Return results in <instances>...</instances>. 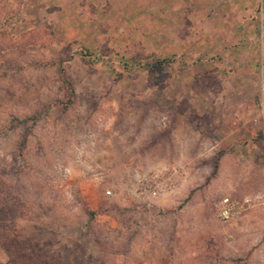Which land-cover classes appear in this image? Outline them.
I'll return each instance as SVG.
<instances>
[{
	"label": "rangeland",
	"instance_id": "obj_1",
	"mask_svg": "<svg viewBox=\"0 0 264 264\" xmlns=\"http://www.w3.org/2000/svg\"><path fill=\"white\" fill-rule=\"evenodd\" d=\"M205 1L0 0V264L264 259V0Z\"/></svg>",
	"mask_w": 264,
	"mask_h": 264
},
{
	"label": "built area",
	"instance_id": "obj_2",
	"mask_svg": "<svg viewBox=\"0 0 264 264\" xmlns=\"http://www.w3.org/2000/svg\"><path fill=\"white\" fill-rule=\"evenodd\" d=\"M106 194H110L107 192ZM155 195V193H152ZM251 208V200L248 198L240 199L234 197H225L216 204V213L222 223H231L240 217L245 211ZM260 264H264V259Z\"/></svg>",
	"mask_w": 264,
	"mask_h": 264
},
{
	"label": "crops",
	"instance_id": "obj_3",
	"mask_svg": "<svg viewBox=\"0 0 264 264\" xmlns=\"http://www.w3.org/2000/svg\"><path fill=\"white\" fill-rule=\"evenodd\" d=\"M204 1H205V0H204ZM205 2H206V1H205ZM211 9H213V7H212V8L209 7V10H208L207 14H205V15L203 16L204 18H208L207 21H206V22L208 23L207 25L210 24L209 21L213 20V17L215 16L214 13H211V12H210ZM152 12H153V11H149L150 16L153 14ZM213 12H214V11H213ZM155 19H156V18H155ZM207 25H206V26H207ZM207 42H208V43H213V39H212V38H211V39H208ZM200 43H201V41H200ZM161 44L163 45V49H162V51H164V38L161 39ZM226 197H228V196H226ZM223 198H225V197H223ZM223 198H222V199H223ZM245 198L250 199L249 197H244V198H241V199H245ZM220 200H221V199H220ZM220 200H219V201H220ZM250 200H251V199H250ZM219 201H218V202H219ZM216 204H217V203H216ZM216 204H215V207H214V208H215L214 212H215L216 217H217V213H216ZM164 206H165V207L169 206V204H168V199H167L166 202L164 203ZM217 219H218V217H217ZM218 220H219V219H218ZM219 221H220V220H219ZM220 222H221V221H220ZM221 223H222V222H221ZM178 226H179V225H178Z\"/></svg>",
	"mask_w": 264,
	"mask_h": 264
}]
</instances>
